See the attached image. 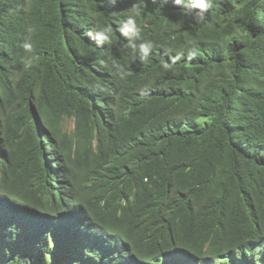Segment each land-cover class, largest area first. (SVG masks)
Listing matches in <instances>:
<instances>
[{
  "label": "trees",
  "instance_id": "1",
  "mask_svg": "<svg viewBox=\"0 0 264 264\" xmlns=\"http://www.w3.org/2000/svg\"><path fill=\"white\" fill-rule=\"evenodd\" d=\"M133 2L0 0V264H264V0Z\"/></svg>",
  "mask_w": 264,
  "mask_h": 264
},
{
  "label": "clouds",
  "instance_id": "2",
  "mask_svg": "<svg viewBox=\"0 0 264 264\" xmlns=\"http://www.w3.org/2000/svg\"><path fill=\"white\" fill-rule=\"evenodd\" d=\"M155 2V0H154ZM167 2V0H166ZM111 3L115 5L118 0H111ZM172 3L180 8L181 15L195 22V25L202 24L206 21L210 9L213 8L214 0H172ZM146 0H134L131 8L129 9V15L123 20H120L116 29L120 33V36L126 39V47L131 49L133 55H137L141 63H146L155 47L154 42L151 40H144L142 37V32L140 26L137 24V18L144 11V6ZM194 25V26H195ZM113 27L111 24L98 29H89L86 32L88 39L94 42L98 47H103L104 45H111ZM139 42V43H137ZM21 47L25 51L31 52L33 45L30 42H24ZM197 52L193 47L187 53V59L189 61L196 58ZM184 57V52H177L176 56L172 59V63ZM31 60H27L25 67L30 66ZM165 68L168 64L163 65ZM120 71L121 79L125 78L129 73L125 72L120 68L119 65L116 66Z\"/></svg>",
  "mask_w": 264,
  "mask_h": 264
},
{
  "label": "rangeland",
  "instance_id": "3",
  "mask_svg": "<svg viewBox=\"0 0 264 264\" xmlns=\"http://www.w3.org/2000/svg\"><path fill=\"white\" fill-rule=\"evenodd\" d=\"M65 126H66V130L71 132L75 127V123L72 119H66Z\"/></svg>",
  "mask_w": 264,
  "mask_h": 264
}]
</instances>
